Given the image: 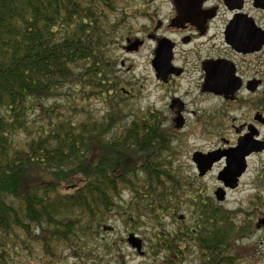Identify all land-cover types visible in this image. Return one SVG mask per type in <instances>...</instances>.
I'll return each instance as SVG.
<instances>
[{
  "label": "trees",
  "instance_id": "obj_1",
  "mask_svg": "<svg viewBox=\"0 0 264 264\" xmlns=\"http://www.w3.org/2000/svg\"><path fill=\"white\" fill-rule=\"evenodd\" d=\"M124 1L133 0H0V264L35 246L46 264L62 262L66 251L95 261L88 241L106 246L99 236L114 216L152 229L151 250L162 264H183L192 248L199 264H239V241L264 216L259 195L250 213L187 189L166 157L172 131L160 115L125 113L126 87L111 54L118 25L110 22ZM66 86L82 101L109 102L107 114L45 107ZM185 201L192 224L166 233L164 218H175Z\"/></svg>",
  "mask_w": 264,
  "mask_h": 264
},
{
  "label": "rangeland",
  "instance_id": "obj_2",
  "mask_svg": "<svg viewBox=\"0 0 264 264\" xmlns=\"http://www.w3.org/2000/svg\"><path fill=\"white\" fill-rule=\"evenodd\" d=\"M125 9H127V15L122 17L120 14H123ZM172 12L171 0H158L156 2L154 0H133L121 2L117 13L110 16L111 24H117V31L119 32L114 39V45L111 47L112 58L115 62L117 61L115 78L121 86L126 87V90L130 92L127 95L129 97L126 98L128 99V107L124 111L125 113L130 112L133 116L136 114L143 116L149 112L160 115L163 128L172 131L170 148L172 147L174 152L168 153L166 157L173 162V167L181 174L187 189L202 192L207 198H213L217 204L227 210L242 209L244 212L252 213L255 203L254 196L259 195L261 196L260 200H264V155L253 157L248 162V172L240 181L238 190L229 192L224 203H219L215 198L216 188L219 186L218 174L222 171L223 165H217L211 173L203 178L200 177L195 164L190 159L194 152L211 151V149L222 146V139L233 142L235 136L230 129L232 120L234 118L238 120L240 117L232 112L223 111L218 117L210 120V110L217 108L219 102H204L208 99L206 96H201L200 86L197 85L201 78L198 67L191 66V64L187 65L186 80H192L191 85L194 92L190 96H185V89L190 88L186 82L175 83L166 89L160 88L162 86L156 81L150 64L153 50L150 45L147 44L144 48H140L133 55H128L124 51V47L127 46V37L133 41L136 38L145 40L146 35L156 28L158 22L151 23L145 19V14L163 21L168 19V15ZM255 15L257 18H261L264 25V12L255 13ZM187 57L193 58L192 55ZM70 87H64L57 98L45 102V107L58 103L62 106V112L67 116L76 115L75 112H72V107H77L80 111L83 110V112L101 118L107 114L109 102L103 101L100 97L82 101L79 96L71 91ZM174 92L177 94L175 95ZM172 95L180 97L186 105L187 128L184 131H178L173 124L176 116L173 111L168 109ZM67 109L71 111L68 113ZM190 112H196L198 118L193 117ZM84 116L85 114L82 112L77 115L79 120H82ZM34 119L35 117L32 116L30 121L33 122ZM129 119L128 117L127 120ZM120 129L122 127L117 130L121 132ZM219 132L221 133L219 134ZM14 140L21 144L25 137L16 135ZM62 187L66 188L67 185L62 184ZM123 195L125 202L129 203L131 198L129 193L125 192ZM190 205L191 203L185 201L183 202L184 208L179 210L175 218L165 217L162 230L171 233L177 232L179 226H190L192 224L190 214L194 212L193 209L190 210ZM238 217V221H242L246 217V213ZM261 220H264V216H261L258 221ZM104 227L99 237L104 239L106 246L101 244L98 237L90 238L91 240L88 241L89 245L95 247L92 254L98 259L95 261L74 259L69 257V252L66 251L64 254L60 253L61 260L63 258L62 262L57 261L51 264H162V259L159 256H154L151 250L149 238L153 237L152 229L141 226L140 231H138V227L134 228L128 225L121 216L111 217L104 224ZM253 230L248 238L242 239L238 243L239 254L244 257L239 260V264H264V226L261 228L255 226ZM141 232H144L145 235H142ZM130 234H137L136 236L144 241L145 255L140 256L128 243ZM42 254L41 248L35 246L32 253L20 252L14 258V264H46L42 260ZM187 256V260L183 264H199L200 254L198 250L192 248Z\"/></svg>",
  "mask_w": 264,
  "mask_h": 264
},
{
  "label": "flooded vegetation",
  "instance_id": "obj_3",
  "mask_svg": "<svg viewBox=\"0 0 264 264\" xmlns=\"http://www.w3.org/2000/svg\"><path fill=\"white\" fill-rule=\"evenodd\" d=\"M262 4L264 0H171L173 12L168 19L162 21L145 14V19L151 23L158 22L145 40L126 38L124 51L128 55L136 54L147 44L152 47L150 64L156 81L162 86L160 88L186 82L190 88L184 93L190 96L194 89L192 80H186V69L191 64L200 69L201 78L197 85L201 96L208 99L204 102H219L217 108L210 110V120L223 111L240 117L232 120L233 142L222 139L220 147L194 152L191 162L221 158L213 169L220 164L224 169L232 150L242 146L244 153L251 152L245 157L247 173L248 162L264 155V25L255 15L264 12ZM160 46L159 57L166 61L171 51L169 66L163 60H156ZM189 55L193 58L187 57ZM123 90L126 95L130 94ZM175 95L171 96L168 109L176 116L173 120L175 128L184 131L187 128L186 105ZM190 114L198 118L196 112ZM197 153L210 156L205 161L200 155L194 161L193 156ZM239 186L232 190L219 182L216 192L224 188L227 198V194L238 190ZM215 198L217 200L216 193Z\"/></svg>",
  "mask_w": 264,
  "mask_h": 264
},
{
  "label": "water",
  "instance_id": "obj_4",
  "mask_svg": "<svg viewBox=\"0 0 264 264\" xmlns=\"http://www.w3.org/2000/svg\"><path fill=\"white\" fill-rule=\"evenodd\" d=\"M229 2L230 0H226ZM264 7V4H262ZM157 58L156 60H159L162 62V60L167 63V66L171 64V51H169L168 55V61L165 60V58L159 57L161 54V46L157 50ZM243 147L240 146L237 149L232 150L231 154L229 155V161L226 162V166L224 169L218 174V181L223 184L225 188L228 189H236L239 186V181L240 178L243 177V175L247 171V162H245V157L250 155L251 152H243L242 151ZM200 153H197L193 156V159L197 157H203L205 161L209 158L210 155H201ZM221 158H216V159H209V162H193L197 170L199 172L200 177H204L209 171H211L214 167L215 164L219 163ZM216 197L218 202H224L226 199V194L224 188L218 189L216 192ZM183 219V217H181ZM261 226H264V220L259 221L258 223V228H261ZM128 243L133 247L138 254L143 255L144 252L142 251L143 249V241L136 237L135 235H130L128 238Z\"/></svg>",
  "mask_w": 264,
  "mask_h": 264
}]
</instances>
